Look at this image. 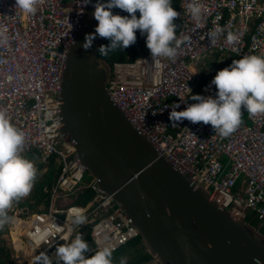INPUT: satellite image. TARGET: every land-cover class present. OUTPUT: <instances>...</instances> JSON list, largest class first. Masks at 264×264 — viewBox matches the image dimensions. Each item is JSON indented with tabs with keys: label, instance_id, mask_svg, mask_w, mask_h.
<instances>
[{
	"label": "built area",
	"instance_id": "2783aa9c",
	"mask_svg": "<svg viewBox=\"0 0 264 264\" xmlns=\"http://www.w3.org/2000/svg\"><path fill=\"white\" fill-rule=\"evenodd\" d=\"M188 2L178 0L173 7L180 13L174 20L177 35L190 37L175 61L152 59L144 42L143 55L113 62L107 90L160 155L208 191L221 210L238 221L255 220L259 230L264 226V115L245 113L241 126L224 138L211 125L172 122L169 114L174 104L180 105L176 111L185 110L193 103L191 95L215 96L211 81L216 74L197 88L203 81L202 70L197 68L200 58L212 53L237 59L264 54V0H200L205 22L199 26L187 13ZM37 9L35 15L27 16L14 0H0V110L25 133L22 155H37L44 165L53 162L60 172L47 204L42 200L33 208L15 202L9 209L13 222L0 231L7 228L11 236L10 230L19 227L25 241V249L19 250L21 258L33 264L34 256L44 252L51 257L58 246L70 242L66 238L72 227L70 209L80 207L85 209L87 222L71 236L80 232L89 243L91 252L85 258L104 246L114 253L138 233L94 180L90 186L82 185L84 169L73 146L60 134L57 114L64 61L85 5L82 0H39ZM116 14L129 15L120 9ZM217 25L223 27L224 36L210 46L206 36ZM228 31L239 34L235 45L225 42ZM136 35L142 37L139 31ZM86 188L93 192L91 200L75 205L78 193ZM149 264L161 263L151 259Z\"/></svg>",
	"mask_w": 264,
	"mask_h": 264
},
{
	"label": "water",
	"instance_id": "95a60500",
	"mask_svg": "<svg viewBox=\"0 0 264 264\" xmlns=\"http://www.w3.org/2000/svg\"><path fill=\"white\" fill-rule=\"evenodd\" d=\"M96 2L85 5L58 92L60 134L73 146L80 166L111 196L143 248L161 264H264V234L221 210L111 99V66L98 51L107 39L97 36L91 48H82L85 35L98 24Z\"/></svg>",
	"mask_w": 264,
	"mask_h": 264
},
{
	"label": "clouds",
	"instance_id": "9594fccd",
	"mask_svg": "<svg viewBox=\"0 0 264 264\" xmlns=\"http://www.w3.org/2000/svg\"><path fill=\"white\" fill-rule=\"evenodd\" d=\"M38 3L39 0H14V5L27 16L36 14ZM89 3L90 0H82V6ZM172 4L173 0H106L103 3L97 0L93 5V17L98 24L94 33L85 35L82 48L85 50L91 48L97 36L105 38L107 40L98 49L99 56L104 58L103 56H108L110 52L134 45L138 38L136 33L139 31L142 37L138 39L146 43L152 59L167 58L174 62L178 56V50L190 42V37L177 35L178 26L174 20L180 16V13L173 8ZM185 7L197 26L205 22L200 0H189ZM114 8L129 15L113 14ZM137 12L139 17L136 15ZM221 36H224V29L217 25L214 30L207 33L206 37L209 39L210 46H214ZM239 39V34L233 31H228L225 36V42L228 45H235ZM109 42L110 45L106 46ZM106 60L109 62L108 59ZM109 64L112 74L113 63L109 62ZM103 66L100 61L98 67L103 68ZM211 85L216 89L214 97L191 95L190 100L193 103L189 104L185 110L176 111L175 109L180 105H172L169 120L172 122L187 120L192 124L211 125L215 133L227 138L241 126L242 109L249 115H264V54H251L234 59L231 65L216 73ZM187 90L190 93V89L187 88ZM173 126H176L175 123ZM24 144V131L11 122L5 111L0 110V229L13 222L9 209L15 202L18 203L31 193L37 179V168L34 162L22 155ZM19 205L23 206L21 203ZM70 219L72 227L69 228L68 237H66L70 242L56 248L55 264L60 262L63 264H113L111 247H101L92 256L90 255V258H85V253L91 252L89 243L80 232L72 238L71 234L75 228L87 222L85 209L73 207L70 209ZM0 237L6 243L7 241L11 243L13 240L7 228L0 231ZM34 257L33 264H54L53 257L44 252ZM119 264H127L126 258L122 257ZM256 264H259V261H256Z\"/></svg>",
	"mask_w": 264,
	"mask_h": 264
},
{
	"label": "trees",
	"instance_id": "16d2710c",
	"mask_svg": "<svg viewBox=\"0 0 264 264\" xmlns=\"http://www.w3.org/2000/svg\"><path fill=\"white\" fill-rule=\"evenodd\" d=\"M178 0H173L172 6L174 8L177 7ZM136 15L139 17V13L137 12ZM143 41L138 39L136 40V43L126 49H117L114 52H110L108 56H103L104 58L108 59L109 62L113 63L114 61H120V62H125V61H133L136 57L143 55L145 52V49H143ZM110 42L106 45L109 46ZM216 55V54H215ZM218 55V54H217ZM223 55V54H221ZM102 56V55H101ZM234 59H237L233 56L227 57L226 61L227 62H232ZM203 82H205V78H203V81L197 84V88H200L201 85H203ZM26 158L32 160L37 168V179L34 184L33 190V198L36 199L37 203L44 200L46 201L47 204V199L49 196V191L51 190L52 186L55 184L56 179L59 175V170L54 168V165L52 164L53 162L48 163L47 165H44L38 158L37 155H31V156H26ZM43 169V170H42ZM39 172H43L42 175H39ZM49 173L51 175H49ZM85 176V175H84ZM84 179V178H83ZM83 185V183H82ZM91 196H93V192L90 189H85L83 192L78 193V199L76 201L77 204L79 205H84L85 203H88L91 200ZM31 198L26 200L25 202L22 203V205L28 204L27 201L30 202ZM249 223L253 226L257 222L255 220H250ZM254 223V224H253ZM257 225V224H256ZM259 231L264 234V226L259 228ZM90 246V245H89ZM138 249L132 251L131 253L133 254L131 260L127 261V264H149L151 257L150 255L146 252V250L143 248L141 241L139 237H136L133 241L129 242L126 244L124 247L119 249L117 252L113 253V264H119L120 259L126 255L125 250L127 249V253L129 254L128 250L130 248L137 247ZM11 249H9L6 246V242L1 239L0 237V264H22L23 261L19 260V263L11 258ZM94 253L91 254V256ZM123 254V255H121ZM90 256V257H91ZM89 257V258H90Z\"/></svg>",
	"mask_w": 264,
	"mask_h": 264
},
{
	"label": "rangeland",
	"instance_id": "374dc122",
	"mask_svg": "<svg viewBox=\"0 0 264 264\" xmlns=\"http://www.w3.org/2000/svg\"><path fill=\"white\" fill-rule=\"evenodd\" d=\"M225 57H230V55L229 54H223ZM215 62H217V58H215V55H213V54H209V55H206V56H204V57H202V58H200L198 61H197V67L198 68H200L201 70H203V71H205L206 69H210V70H213V64H215ZM54 168H55V166H54ZM56 169V168H55ZM43 170V169H42ZM43 174V172H39V175H42ZM49 175H51L50 173H49ZM92 179L91 178H89L86 174H85V176H84V179H83V181H82V183H83V185H85V186H90L91 184H92ZM34 188V187H33ZM33 190L31 191V193L27 196V197H25V198H23V199H21L18 203H23V202H25L26 200H28V199H30L31 198V200H30V202L29 201H27L28 202V204H26V205H29V206H38V203L36 202L37 200L36 199H34L33 197ZM75 205H79V204H77L76 202H75ZM254 224V223H253ZM257 224V225H256ZM256 224H254L255 226V228H258V223H256ZM10 232H11V236H12V239H14V241L13 242H15V247H14V245L12 244L13 242H7L6 243V246L9 248V249H11V251H12V253H11V258H13L14 260H16L18 263H19V260H22L23 261V259L21 258V251H19V250H23V249H25V241L23 240V239H21V237H20V229H19V227L18 228H13V229H11L10 230ZM16 241H19L20 242V246H17L16 245ZM15 249V250H14ZM136 249H138V246L137 247H132V248H130L129 250H128V252H130L129 254L127 253V249L125 250V253H126V255H124L123 256V258H126V261H128V260H131V258H132V256H133V254L131 253L132 251H134V250H136ZM27 252V251H26ZM121 255H123V254H121ZM22 264H26V262H24L23 261V263Z\"/></svg>",
	"mask_w": 264,
	"mask_h": 264
},
{
	"label": "crops",
	"instance_id": "0c3cea01",
	"mask_svg": "<svg viewBox=\"0 0 264 264\" xmlns=\"http://www.w3.org/2000/svg\"><path fill=\"white\" fill-rule=\"evenodd\" d=\"M212 54L213 55L216 54L215 58H217V62H215V64H213V70H210V69H206L205 71L202 70L201 74H203L202 77L205 78V79L214 76L219 70H222L223 68L228 67L232 63V62H230V63L227 62L226 61L227 57H225L224 55H221V54L217 55V53H212ZM198 69L201 70L200 68H198ZM245 113H247V112L244 111V114L242 115V121L245 120ZM16 245L20 246V242L16 241ZM51 257H53V260H55L54 253L52 254Z\"/></svg>",
	"mask_w": 264,
	"mask_h": 264
}]
</instances>
